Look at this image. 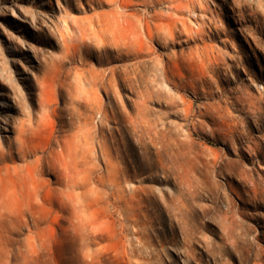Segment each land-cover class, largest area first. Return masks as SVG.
Segmentation results:
<instances>
[{
  "label": "rangeland",
  "instance_id": "obj_1",
  "mask_svg": "<svg viewBox=\"0 0 264 264\" xmlns=\"http://www.w3.org/2000/svg\"><path fill=\"white\" fill-rule=\"evenodd\" d=\"M0 189L3 264H264V0H0Z\"/></svg>",
  "mask_w": 264,
  "mask_h": 264
},
{
  "label": "bare ground",
  "instance_id": "obj_2",
  "mask_svg": "<svg viewBox=\"0 0 264 264\" xmlns=\"http://www.w3.org/2000/svg\"><path fill=\"white\" fill-rule=\"evenodd\" d=\"M144 22L150 28L149 20L146 19V20H144ZM168 30L170 32L173 31L172 27L168 28ZM172 33H174V32H172ZM102 111H104V110H102ZM107 115L108 114L104 115V117L107 116ZM133 122H136L140 126V128H141L140 131H141L142 134L144 132L146 133V131L149 132L150 127H149V124L147 123L148 121L146 120V117H145L144 106H138L137 114L133 118ZM88 143H89V130L87 129V130H83L82 132H76L74 135L71 134V137L70 136L69 137L66 136L62 141H60V146L59 147H61V149H59L60 150L59 152L55 151L56 149L55 150L51 149L49 151V153H48V156H47V159H46V163L49 165L50 168H56L57 165L58 166L60 165L59 171H61L63 173V175H61V176H64V178H66V180H67L66 184H67V186L69 187V189L71 191H74V189L78 185L79 181L82 180V177L80 178L79 174H77V169H76L77 164L73 165L71 163V161H70L72 159L71 157L74 156L75 153H74V155H71V154L73 152L78 153V150H80V149H82V150H83V148L85 149V147L88 145ZM100 150H101L102 154L105 156V157L104 156L103 157L106 158V161L108 160L106 162L107 170L109 169V171H112L114 173V175H115L114 178H113L114 182H115L116 185H118L120 187V191L122 193L121 197L125 199L126 196H127L126 195V192H127L126 187L127 186L125 187L124 184H122V183L124 181L125 182L128 181V173H127V171L125 169H123L122 167L120 168L118 163L111 158L109 149L107 148L106 145H101ZM73 160H75V158ZM76 160H77V158H76ZM83 160H85V159H83ZM32 171L33 170H29L28 177L31 176V177L34 178V174H33L34 172H32ZM79 171H78V173H79ZM110 174H112V173H110ZM84 179H86V178L84 177ZM118 192H119V189H118ZM74 196H76V195H74ZM118 197H119V195H118ZM3 202H4V193L0 189V217L2 216ZM2 255L3 254H1V244H0V264H3V262H4V261L2 262V260H3L2 259Z\"/></svg>",
  "mask_w": 264,
  "mask_h": 264
}]
</instances>
